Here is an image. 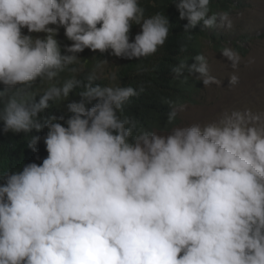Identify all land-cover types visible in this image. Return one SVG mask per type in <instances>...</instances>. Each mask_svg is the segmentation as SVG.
I'll return each instance as SVG.
<instances>
[{
    "label": "clouds",
    "instance_id": "obj_1",
    "mask_svg": "<svg viewBox=\"0 0 264 264\" xmlns=\"http://www.w3.org/2000/svg\"><path fill=\"white\" fill-rule=\"evenodd\" d=\"M175 6L185 32L233 28L227 12L210 14V0ZM168 35V17H145L138 0H0L2 131L47 129L28 143L38 151L43 140L42 163L0 174V264H264V111L134 132L120 116L134 88L101 86L95 73L59 81L85 49L147 58ZM221 54L238 70V51ZM172 72L220 84L203 54ZM238 83L234 71L229 87ZM76 88L66 115L42 116ZM168 103L172 124L185 106Z\"/></svg>",
    "mask_w": 264,
    "mask_h": 264
},
{
    "label": "trees",
    "instance_id": "obj_2",
    "mask_svg": "<svg viewBox=\"0 0 264 264\" xmlns=\"http://www.w3.org/2000/svg\"><path fill=\"white\" fill-rule=\"evenodd\" d=\"M144 9L145 17L160 13L169 19V35L165 44L158 51L147 58L127 59L118 69V77L113 87L131 86L137 95L130 98L124 105L120 116L127 118L136 125L135 131L146 129L165 128L168 123V113L171 107L168 102L179 105L197 89L199 82L187 72L176 77L172 68L181 62L192 63L198 54L204 55L206 47L210 46L219 51L225 48L223 42L217 38L207 36L209 29L201 30L200 26L185 32L184 25L187 20L179 19V12L175 6V0H139ZM234 7L233 0H210V14L230 13ZM233 50L243 52V48L235 42ZM80 76L78 79H84ZM95 83L105 86L102 81ZM3 86L0 85V88ZM47 88L46 84H38L36 91L42 92ZM82 88L74 89L68 100L53 103L42 116L66 115L65 105L69 100H79L78 93ZM38 99V98H37ZM91 107V105H89ZM0 122V174L15 171L22 168L24 163H42L47 156L43 140L37 144V150L28 148L29 140L33 135L43 137L47 129L37 133L5 134ZM39 157V159L37 158Z\"/></svg>",
    "mask_w": 264,
    "mask_h": 264
},
{
    "label": "rangeland",
    "instance_id": "obj_3",
    "mask_svg": "<svg viewBox=\"0 0 264 264\" xmlns=\"http://www.w3.org/2000/svg\"><path fill=\"white\" fill-rule=\"evenodd\" d=\"M233 4L234 7L228 13L233 28L209 29L207 36L219 38L228 48H232L235 42L242 46L243 52L238 51L241 57L238 70L232 68L230 61L221 54L222 51L206 47L204 56L209 73L216 77L220 84L205 88L202 81L193 76L199 84L189 96L190 99L187 97V100L179 104L185 106L184 110L178 112L176 120L171 125L154 131L166 133L175 126L211 121L225 110L251 108L254 112L264 111V0H233ZM140 31L139 25H133L130 39L134 40ZM56 38L61 45L62 54H67L64 48L71 45L72 41L67 39L63 28H60ZM78 56L80 60L74 65L78 71L61 73L60 83L72 76L78 79L80 76L95 73L97 80L102 81L105 86H114L118 69L127 60L109 53H100L98 50L93 52L90 49H85ZM103 60L108 62L102 63ZM234 71L239 76V83L229 87V76ZM113 74L116 76L115 80L111 78ZM45 84L49 86L48 82Z\"/></svg>",
    "mask_w": 264,
    "mask_h": 264
}]
</instances>
